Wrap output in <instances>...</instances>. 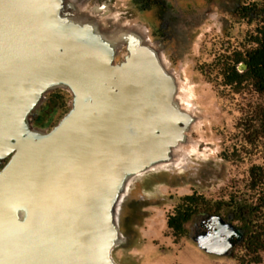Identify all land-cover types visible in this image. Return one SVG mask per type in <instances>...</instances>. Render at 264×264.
Returning a JSON list of instances; mask_svg holds the SVG:
<instances>
[{"label":"water","instance_id":"obj_1","mask_svg":"<svg viewBox=\"0 0 264 264\" xmlns=\"http://www.w3.org/2000/svg\"><path fill=\"white\" fill-rule=\"evenodd\" d=\"M92 1L0 0V264H116L129 183L190 142L196 118L147 30ZM55 91L67 113L34 127ZM211 221L193 243L230 256L242 234Z\"/></svg>","mask_w":264,"mask_h":264},{"label":"rangeland","instance_id":"obj_2","mask_svg":"<svg viewBox=\"0 0 264 264\" xmlns=\"http://www.w3.org/2000/svg\"><path fill=\"white\" fill-rule=\"evenodd\" d=\"M140 2L94 0L88 8L93 3L107 4L123 24L147 30L150 42L162 52L167 68L191 94L190 110L196 122L183 151L192 147L196 151L190 157L178 154L175 161L183 160L179 167L159 170L134 181L121 209V215L125 208L132 213V238L128 241L120 226L126 242L113 251L112 258L116 264H238L232 258L238 248L228 257H215L203 253L193 243L192 226L203 213L196 214L185 225L187 235L182 238L173 235L166 221L184 196L195 194L211 206L216 202L227 203L231 197L241 200L249 196L248 170L264 162V149L245 144L238 123L248 110V103L264 107V96L230 93L221 86V79L216 78L218 69L213 63L219 50L228 44L233 48L239 46L256 23L248 24L225 12L219 6L220 0H209L204 11L200 9L191 20L182 19L167 28L164 22L156 20L155 12L145 11ZM256 2L264 6V0ZM55 93L65 98L66 111L56 112L51 126L43 129L54 127L68 111L70 97L62 91L47 95L44 104ZM180 96L183 97L181 92ZM33 126L36 127L34 123ZM221 216L226 218L225 213Z\"/></svg>","mask_w":264,"mask_h":264},{"label":"trees","instance_id":"obj_3","mask_svg":"<svg viewBox=\"0 0 264 264\" xmlns=\"http://www.w3.org/2000/svg\"><path fill=\"white\" fill-rule=\"evenodd\" d=\"M219 6L225 12L235 14L248 24L256 23L254 30L247 33L244 41L237 47L228 44L215 55L213 66L218 69L216 78L221 86L239 96L247 94L264 96V6L256 0H220ZM231 7V8H230ZM244 117L239 120L238 128L245 144L264 149V107L247 104ZM58 111H66L65 98L53 94L40 110V117L34 123L40 128H48ZM249 196L241 200L231 197L229 202H216L212 206L195 194L184 196L181 204L168 216L166 225L176 238L187 235L185 225L198 213L219 215L225 213L232 224L242 234V240L231 252L238 248L233 259L238 264H262L264 256V162L248 170ZM132 213L125 208L120 218L122 233L132 238Z\"/></svg>","mask_w":264,"mask_h":264},{"label":"flooded vegetation","instance_id":"obj_4","mask_svg":"<svg viewBox=\"0 0 264 264\" xmlns=\"http://www.w3.org/2000/svg\"><path fill=\"white\" fill-rule=\"evenodd\" d=\"M208 2L209 0H141L140 6L142 4V7L145 11L152 10V12H155L157 21L164 22V26H166L167 28H172L173 24L182 22V19H184L185 21L191 20L193 15L200 9L201 11H204ZM40 115L41 113L39 111L37 118L40 117ZM36 127L40 128V126ZM212 216L219 215L203 213L198 216L197 223L193 224L192 226V234L194 238L199 235H204L212 232ZM219 217H221L226 223L229 222L232 224L231 218H224L222 216ZM233 242L235 245L237 244V240L234 238Z\"/></svg>","mask_w":264,"mask_h":264},{"label":"bare ground","instance_id":"obj_5","mask_svg":"<svg viewBox=\"0 0 264 264\" xmlns=\"http://www.w3.org/2000/svg\"><path fill=\"white\" fill-rule=\"evenodd\" d=\"M180 90H181V93L183 94V97L180 96V101L183 105V107L185 109H191V101H190V97H191V94L189 92H187L186 90L183 89V87H180ZM196 151V147H192L191 150H184L183 149H177V153H183L184 157H190V156H193V152ZM181 164H183V160L182 159H178L176 160L175 162H173L172 164H169V165H163V166H159L155 169H152L151 171H155V170H165V168H175V167H179ZM131 186H133V180H131V182L129 183L128 187H127V190H126V193L125 195L127 194H130V191H131Z\"/></svg>","mask_w":264,"mask_h":264}]
</instances>
